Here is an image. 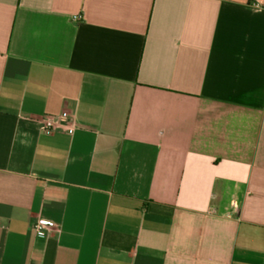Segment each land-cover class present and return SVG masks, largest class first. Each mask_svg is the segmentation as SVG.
I'll use <instances>...</instances> for the list:
<instances>
[{"label":"crops","instance_id":"obj_1","mask_svg":"<svg viewBox=\"0 0 264 264\" xmlns=\"http://www.w3.org/2000/svg\"><path fill=\"white\" fill-rule=\"evenodd\" d=\"M0 264H264V0H0Z\"/></svg>","mask_w":264,"mask_h":264},{"label":"built area","instance_id":"obj_2","mask_svg":"<svg viewBox=\"0 0 264 264\" xmlns=\"http://www.w3.org/2000/svg\"><path fill=\"white\" fill-rule=\"evenodd\" d=\"M73 120L68 111H63L60 115L48 116L41 123V130L44 133H53L59 128L65 129L68 133L72 134L75 130V125L72 123L69 126L66 125L68 121ZM56 223L50 219L43 216H39L35 221H33L32 226L35 232L39 236L47 235V232L55 227Z\"/></svg>","mask_w":264,"mask_h":264}]
</instances>
